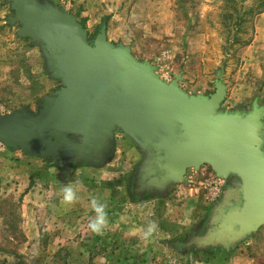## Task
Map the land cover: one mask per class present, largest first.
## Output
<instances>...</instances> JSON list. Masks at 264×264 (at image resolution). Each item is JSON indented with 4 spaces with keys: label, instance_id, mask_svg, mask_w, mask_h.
I'll list each match as a JSON object with an SVG mask.
<instances>
[{
    "label": "rangeland",
    "instance_id": "374dc122",
    "mask_svg": "<svg viewBox=\"0 0 264 264\" xmlns=\"http://www.w3.org/2000/svg\"><path fill=\"white\" fill-rule=\"evenodd\" d=\"M40 1L61 11L66 9L57 0ZM260 1L176 0L177 31L182 33L181 37L195 39L194 49L183 48L176 66L164 64L169 75L161 78L171 83L176 80L175 75L181 76L179 83L199 84L204 96L214 94L216 83L221 81L227 92L223 111L248 113L258 101L264 107V76L260 70L254 72L259 76L251 74L249 69L253 66H248L250 57L246 54L255 37L257 18L264 11L255 16L245 13ZM11 5L7 0H0V68L4 64L5 69L0 80V115L23 109L38 114L45 98L61 88V81L52 77L41 47L20 35L21 25L13 21L15 13ZM99 32L90 29V40ZM247 91H254L255 96L243 101ZM115 135V147L106 164L75 161L74 165L66 162L62 165L45 161L52 175L40 183H65L61 196L64 202L58 203L59 214H52L43 223L46 253L29 252L26 264H199L213 258L217 261L215 264H224L243 248L264 264V226L237 244L212 246L216 251L204 249L194 240L224 198L230 178L235 177L241 183L238 177L226 180L217 195L211 186L216 174L211 167L204 166L198 171L189 170L184 182L139 195L134 176L145 153L122 131H116ZM48 192L50 189L44 199H53ZM6 201L2 213L9 220L15 239H21L26 232H37L35 226L21 225V206L16 200L12 204ZM70 214L78 220L73 222ZM62 232V252L56 257L54 249ZM5 244L3 240L2 245ZM81 250L92 252L91 259L87 261V255L80 253Z\"/></svg>",
    "mask_w": 264,
    "mask_h": 264
},
{
    "label": "water",
    "instance_id": "95a60500",
    "mask_svg": "<svg viewBox=\"0 0 264 264\" xmlns=\"http://www.w3.org/2000/svg\"><path fill=\"white\" fill-rule=\"evenodd\" d=\"M7 2L20 35L41 47L61 88L38 114L0 115V144L45 161L77 156L82 164H106L120 130L140 151L154 153L146 176L152 187L184 182L189 170L204 166L219 179L241 180V205L225 210L227 191L211 221L219 226L201 245L228 247L264 226V107L223 111L221 81L210 96L190 95L180 77L167 83L129 47L109 42L105 30L90 40L75 16L52 4Z\"/></svg>",
    "mask_w": 264,
    "mask_h": 264
},
{
    "label": "crops",
    "instance_id": "0c3cea01",
    "mask_svg": "<svg viewBox=\"0 0 264 264\" xmlns=\"http://www.w3.org/2000/svg\"><path fill=\"white\" fill-rule=\"evenodd\" d=\"M57 1H60L61 8H66L63 12L75 16L87 31L99 30L100 32L95 37L105 30L109 42L129 47L138 61L150 63L162 78L169 75L165 65L169 63L171 66L172 64L176 66L178 64L183 48L194 49L192 42L195 39L181 37L182 33L177 31L179 20L177 19L176 0ZM81 7L83 9H79ZM72 10H76V13L74 14ZM246 54L250 57L247 60L248 66H253L249 69L252 70L251 74L259 76L254 72L260 70L261 76H264V13L257 18L255 37L247 47ZM258 65L259 68H255ZM4 70V64H2L0 80L5 75ZM174 77L181 76L175 75ZM180 86L190 95L193 93L201 95L199 84L194 86L186 81L180 82ZM252 96H255V92L247 91L243 101H248ZM257 103L261 106L259 101ZM51 175L52 172L46 166L45 160L20 150L0 146V264H26V256L29 252L46 253L47 249L43 246L42 239L45 234L43 223L47 217L51 218L52 214H59L57 207L58 203L61 205L64 202L61 196L65 187V183H40ZM48 189L51 192H48L50 197L54 196V198H45L46 201L44 196ZM7 199L11 204L13 200H16L15 202L21 206L23 223L21 225L35 226L38 229L37 232H26L21 239H15L16 236L13 235L11 226H9V220L2 213V206L7 203ZM70 218L73 222L78 220L74 214H70ZM60 234L61 236L57 238V247L54 249L56 257L62 252L63 245L60 244L63 242L64 233ZM3 240H6L5 245H2ZM250 244L248 242L247 246L249 247ZM80 253L87 255V261L91 259L92 252L89 250H81ZM216 262L213 258L199 264H215ZM224 264H260V262L255 254L243 248L229 257Z\"/></svg>",
    "mask_w": 264,
    "mask_h": 264
},
{
    "label": "flooded vegetation",
    "instance_id": "af4514ba",
    "mask_svg": "<svg viewBox=\"0 0 264 264\" xmlns=\"http://www.w3.org/2000/svg\"><path fill=\"white\" fill-rule=\"evenodd\" d=\"M114 147H115V143L113 144V148ZM111 153H112V150L109 152V154H107V158L108 159L110 158V154ZM76 157L77 156L72 157L71 159H66L65 158V159H61V160H56L55 163L56 162H61V164L63 165L66 162V163H71V164L73 163V165H74V163H75L74 159ZM142 160H144V161L142 162L140 170L138 172H136L135 176H134V184H135L136 192H138L139 195H145V194H147L148 190H154V189L157 190L158 189L159 191H163L164 189H166V188L152 187V186H150L148 184V181H147V178H146L147 173H148L147 169L150 166V163L154 162L156 160V158L154 156V153L153 152L146 153L145 154V158L142 159ZM76 163H82V162H77L76 161ZM227 188H229L228 192L229 191L231 192V198L229 200V204L226 205L225 210L236 209L242 203L241 202V183L237 182L235 177H231L230 180H229ZM222 200L218 204V206L222 203ZM216 208H215V210H216ZM215 210H214L212 216L210 217V220H209L208 224H206L204 228H202V229L200 228L199 229L198 234L195 237L196 239H194L195 242L197 243V245H199L200 247H204V249H207V250H210V251L211 250L212 251H216L217 248H213L212 246L208 247V246L201 245V239L202 238H206V236L208 235L209 232L215 231L217 229V227L219 226L220 220L218 222H216L215 224H212V222H211L212 218H213V215L215 214ZM221 217H222V212L218 215V219H220ZM215 247H219L220 248L221 246L219 245V246H215Z\"/></svg>",
    "mask_w": 264,
    "mask_h": 264
},
{
    "label": "built area",
    "instance_id": "2783aa9c",
    "mask_svg": "<svg viewBox=\"0 0 264 264\" xmlns=\"http://www.w3.org/2000/svg\"><path fill=\"white\" fill-rule=\"evenodd\" d=\"M213 176L214 177H212L213 180L211 181L212 182L211 186L215 189V192H216L215 194L219 195L221 192V189L225 185L226 181L219 179L216 175H213ZM213 200H214L213 202H215L217 200V198H215Z\"/></svg>",
    "mask_w": 264,
    "mask_h": 264
},
{
    "label": "trees",
    "instance_id": "16d2710c",
    "mask_svg": "<svg viewBox=\"0 0 264 264\" xmlns=\"http://www.w3.org/2000/svg\"><path fill=\"white\" fill-rule=\"evenodd\" d=\"M255 11H257V12H255ZM262 11H264V0H261L260 1V4L259 5H257L256 7L254 6V7H252V8H250L249 10H248V12H246L245 14H250V15H253V16H255V15H257L256 13H261ZM253 13V14H252ZM241 20V19H240ZM245 45H248L249 44V41L248 42H245L244 43ZM59 255V254H58ZM57 255V256H58Z\"/></svg>",
    "mask_w": 264,
    "mask_h": 264
}]
</instances>
